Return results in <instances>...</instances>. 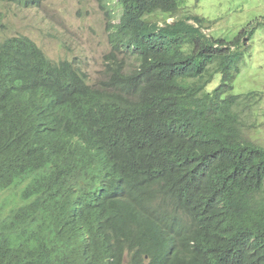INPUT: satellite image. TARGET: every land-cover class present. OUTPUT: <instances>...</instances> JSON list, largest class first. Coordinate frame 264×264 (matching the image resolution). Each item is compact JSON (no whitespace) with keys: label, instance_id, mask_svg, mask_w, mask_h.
I'll return each mask as SVG.
<instances>
[{"label":"trees","instance_id":"obj_1","mask_svg":"<svg viewBox=\"0 0 264 264\" xmlns=\"http://www.w3.org/2000/svg\"><path fill=\"white\" fill-rule=\"evenodd\" d=\"M182 4L103 0L99 84L0 40V264H264V145L243 117L257 94L234 92L255 30L214 38ZM50 139L71 155L58 169ZM85 154L118 165L93 180Z\"/></svg>","mask_w":264,"mask_h":264},{"label":"rangeland","instance_id":"obj_2","mask_svg":"<svg viewBox=\"0 0 264 264\" xmlns=\"http://www.w3.org/2000/svg\"><path fill=\"white\" fill-rule=\"evenodd\" d=\"M116 1L107 3L113 7ZM102 5L103 0H40L38 6L30 7L7 4L3 6L0 39L27 36L54 62L79 61L89 80L99 84L108 78L105 62L111 48L106 34L108 18ZM185 14L204 18L209 28L205 33L229 42L243 31L255 30L239 62L234 92L257 94L248 102L243 117L246 131L264 145V0H183L179 18ZM126 65L132 70L135 62L129 59ZM218 84L219 80L211 89ZM8 197L9 194L0 197V220L7 215L4 201Z\"/></svg>","mask_w":264,"mask_h":264},{"label":"clouds","instance_id":"obj_3","mask_svg":"<svg viewBox=\"0 0 264 264\" xmlns=\"http://www.w3.org/2000/svg\"><path fill=\"white\" fill-rule=\"evenodd\" d=\"M7 4H20L21 3H17V2H0V12H1V21H2V13H3V6L4 5H7ZM25 6V5H23ZM26 7V6H25ZM29 7V6H28ZM1 24V22H0ZM16 37H19V36H16ZM27 37V36H26ZM13 38V37H11ZM29 38V37H28ZM4 39H7V38H4ZM30 39V38H29ZM2 40V39H0ZM32 40V39H31ZM33 41V40H32ZM34 42V41H33ZM38 46V44H37ZM39 47V46H38ZM41 48V47H39ZM42 49V48H41ZM43 50V49H42ZM44 52V51H43ZM45 53V52H44ZM46 54V53H45ZM47 56V55H46ZM48 57V56H47ZM49 58V57H48ZM50 59V58H49ZM51 60V59H50ZM62 61H70V62H73L74 63V70L76 72H85L84 71V68L83 66L81 65V63L79 61H76V60H62ZM60 61V62H62ZM54 62V61H53ZM60 62H56V63H60ZM86 74V72H85ZM86 77L88 79L89 82H91L86 74ZM92 83V82H91ZM88 136V135H87ZM42 152L46 155V158L52 163V165L54 166L55 169H58L60 168L62 165H64L66 162H68L69 160H71V155L65 151V150H59L57 148L54 147L53 145V141L50 139L47 143H45L43 146H42ZM83 160H84V163L86 164L89 172L91 173L92 175V179L93 180H96L98 179L97 176L101 177L105 174H109L116 165H118V163H106V162H100L99 160H97V158L95 156H93L92 154L87 156L85 154V156L83 155ZM88 181H82V183L80 184L81 188H83V186L87 183ZM16 193H20V190H16L14 191ZM5 194H11L10 192H6L2 195H5ZM1 195V196H2ZM0 196V197H1ZM125 200L127 201L126 197H124ZM4 204L5 206L8 208V212H7V215L10 213V210L11 208L13 207L14 204L12 203H6V199L4 201ZM154 205L156 206V199L154 201ZM6 215V216H7ZM5 216V218H6ZM4 218V219H5ZM4 219H1V221H3Z\"/></svg>","mask_w":264,"mask_h":264}]
</instances>
